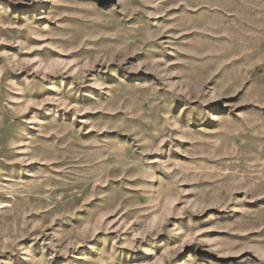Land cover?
<instances>
[{"label": "rangeland", "instance_id": "374dc122", "mask_svg": "<svg viewBox=\"0 0 264 264\" xmlns=\"http://www.w3.org/2000/svg\"><path fill=\"white\" fill-rule=\"evenodd\" d=\"M0 264H264V0H0Z\"/></svg>", "mask_w": 264, "mask_h": 264}]
</instances>
